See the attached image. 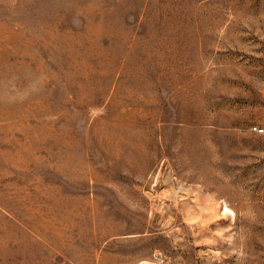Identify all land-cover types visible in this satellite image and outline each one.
Wrapping results in <instances>:
<instances>
[{"label": "rangeland", "instance_id": "obj_1", "mask_svg": "<svg viewBox=\"0 0 264 264\" xmlns=\"http://www.w3.org/2000/svg\"><path fill=\"white\" fill-rule=\"evenodd\" d=\"M0 264H264V0H0Z\"/></svg>", "mask_w": 264, "mask_h": 264}, {"label": "built area", "instance_id": "obj_2", "mask_svg": "<svg viewBox=\"0 0 264 264\" xmlns=\"http://www.w3.org/2000/svg\"><path fill=\"white\" fill-rule=\"evenodd\" d=\"M254 129H255V131H257V132H259V133L262 132V129H258L257 127H255Z\"/></svg>", "mask_w": 264, "mask_h": 264}, {"label": "bare ground", "instance_id": "obj_3", "mask_svg": "<svg viewBox=\"0 0 264 264\" xmlns=\"http://www.w3.org/2000/svg\"><path fill=\"white\" fill-rule=\"evenodd\" d=\"M226 211V210H225Z\"/></svg>", "mask_w": 264, "mask_h": 264}]
</instances>
